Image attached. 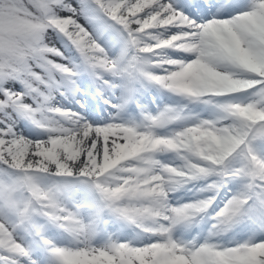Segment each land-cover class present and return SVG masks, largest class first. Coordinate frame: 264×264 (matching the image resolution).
I'll return each mask as SVG.
<instances>
[{"label": "snow or ice", "instance_id": "snow-or-ice-1", "mask_svg": "<svg viewBox=\"0 0 264 264\" xmlns=\"http://www.w3.org/2000/svg\"><path fill=\"white\" fill-rule=\"evenodd\" d=\"M0 264H264V0H0Z\"/></svg>", "mask_w": 264, "mask_h": 264}]
</instances>
